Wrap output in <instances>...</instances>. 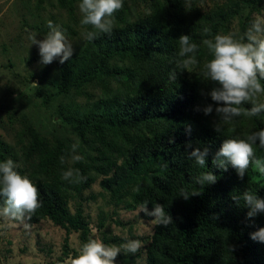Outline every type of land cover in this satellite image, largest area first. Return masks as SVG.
I'll return each instance as SVG.
<instances>
[{
    "label": "trees",
    "instance_id": "obj_1",
    "mask_svg": "<svg viewBox=\"0 0 264 264\" xmlns=\"http://www.w3.org/2000/svg\"><path fill=\"white\" fill-rule=\"evenodd\" d=\"M59 1L69 6L70 17L76 18L77 0ZM137 1L124 0V6L115 13L112 32L87 41L81 52L61 65L57 94L73 99L96 83L107 96L102 112L92 109L83 113L75 101L62 103L57 110L82 145L98 142L108 152L105 156L99 149L100 161L107 163L98 166L83 147H77L81 159L73 160L71 167L81 184L78 191L95 182L91 171L96 170L103 176V188L112 192L115 205L125 197H132L138 206L147 204L150 211L157 203L163 205L173 223L155 225L146 248L147 264H264V243L250 238L252 232L264 227V215L249 219L243 201L238 205L232 199L245 189L264 197V174L250 164L241 179L231 167L225 171L212 163L223 139L243 138L264 128V114L238 117L217 134L214 122L220 118L198 110L212 103L207 96L211 82L202 81L198 75L206 57L211 58L202 40L229 33L237 7L253 9L255 1L240 0L225 7L220 0H139L146 5V12L134 19L132 10H137ZM205 27L210 34L203 31ZM86 28L91 30V26ZM182 34L201 45L199 63L186 70L177 69L175 64ZM113 59L127 61L129 67L112 65ZM173 70L175 80L169 75ZM113 81L117 89L111 86ZM119 83L126 84V91ZM57 94L46 96L43 102L48 104ZM18 138L28 141L24 149L39 160V171L44 175L43 180L34 182L42 206L25 213L26 222L33 225L47 218L65 229V252L73 255L76 250L70 246L71 234L79 232L87 238L92 231L81 210L71 213V192L61 178L69 170L74 143L67 137L43 135L27 119L22 121ZM189 143L211 148L208 168L188 159ZM255 156L264 163V150L256 148ZM208 170L217 176L216 183L196 184L194 177ZM182 189L196 195L185 200L180 196Z\"/></svg>",
    "mask_w": 264,
    "mask_h": 264
},
{
    "label": "rangeland",
    "instance_id": "obj_2",
    "mask_svg": "<svg viewBox=\"0 0 264 264\" xmlns=\"http://www.w3.org/2000/svg\"><path fill=\"white\" fill-rule=\"evenodd\" d=\"M238 1L219 2L228 7L237 5ZM254 1L253 9L252 6L237 7L238 13L230 27V32L235 33L237 38H246L251 30V34L264 39V0ZM137 2V10H132L134 19L146 12V5L139 0ZM78 4L79 0L74 2V18L70 17L69 6H63L59 0H0V159H13L18 170L35 183L43 180L44 175L39 171V160L34 156L31 158L29 151L24 149L28 147V141L22 142L18 138L24 119L50 138H69L78 147H83L98 166L107 163L105 159L100 161L103 159L99 152L100 149L106 156V149L98 142L90 143L91 146L82 145L71 125L57 113L60 104L74 101L81 106L83 113L92 109L102 112L107 96L96 83L86 86L84 95H76L74 100L57 94L62 82L61 64L54 61L42 65L38 47L31 46L30 36L35 34L42 39L49 31L48 22L52 21L61 27L72 45L74 52L71 58L81 52L87 44L82 35L87 28L79 23L81 14ZM249 15L251 18L246 24ZM207 60L208 57L204 62ZM111 63L129 67L127 61L113 59ZM111 86L118 88L115 81ZM120 87L126 91V84H120ZM50 94L57 95L45 104L43 99ZM258 100L264 102V96L258 97ZM121 147L124 145L121 144ZM72 164L73 159L70 158L69 170L73 171ZM63 176L61 178L71 192V213L81 210L92 228L87 238L73 232L70 236L71 249L77 251L89 238H99L106 245L118 247L128 241H140L135 253L122 247L116 264H147L146 248L154 232L155 217L148 215L144 207L136 205L132 197H125L115 205L112 192L103 188V176L96 170L91 171L95 182L82 192L78 191L81 184L74 171L70 179L66 180ZM65 235V229L47 218L29 225L25 215L15 218L0 215V264H70L72 253L65 252Z\"/></svg>",
    "mask_w": 264,
    "mask_h": 264
},
{
    "label": "clouds",
    "instance_id": "obj_3",
    "mask_svg": "<svg viewBox=\"0 0 264 264\" xmlns=\"http://www.w3.org/2000/svg\"><path fill=\"white\" fill-rule=\"evenodd\" d=\"M124 6V0H79L78 8L81 14L79 23L82 26H91L82 35L86 41H94L99 34H110L114 27L115 13ZM48 33L38 39L37 35H31V46L38 47L40 63L49 65L58 61L61 65L69 61L74 49L67 40L65 32L59 25L48 22ZM207 34L211 30L203 29ZM211 58L199 67L198 75L202 81L211 82L207 90V96L212 103H207L198 108L205 116L215 113L220 121L215 120L214 131L217 134L223 132L224 125L230 124L241 116L259 117L264 114V102L258 97L264 96V39L256 35L247 34L246 38H237L235 33H217L211 38L203 39ZM200 44L193 42L190 35H180L178 38V52L175 61L177 69H187L190 65L198 64L197 53ZM170 78L175 80L177 73L170 72ZM251 104L250 108H243L245 104ZM174 143V140L170 141ZM77 145H72V159L79 161L81 156L77 154ZM187 148L188 159L192 160L200 168H208V160L211 154L209 146L195 147L189 143ZM264 150V128L253 131L246 137L225 138L218 151L215 152L212 163L214 166L228 170H235L238 177H245L249 165L254 164L259 173L264 174V163L255 156V149ZM63 161V157L61 158ZM73 171L64 173V179H70ZM196 184L207 186L216 183L217 176L211 171H203L194 177ZM139 191V189H136ZM196 193L181 190L180 196L188 200ZM239 205L243 201L248 209L247 218L252 219L264 215V197L257 192L245 189L232 196ZM0 215L15 218L25 213H33L42 206L39 199V191L36 184L27 175L18 170L16 162L11 159H0ZM148 215L155 217L157 225L167 227L173 223L172 216L161 204H156L151 212L147 210V204L143 209ZM253 241L264 243V227L250 234ZM140 241H128L122 246H109L99 238H89L82 243L76 253L70 259V264H116V258L121 253V248L135 253Z\"/></svg>",
    "mask_w": 264,
    "mask_h": 264
}]
</instances>
